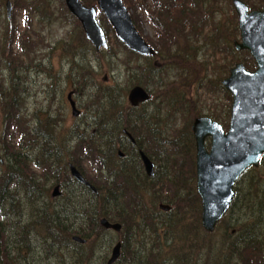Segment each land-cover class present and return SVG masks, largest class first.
<instances>
[{"label": "trees", "instance_id": "1", "mask_svg": "<svg viewBox=\"0 0 264 264\" xmlns=\"http://www.w3.org/2000/svg\"><path fill=\"white\" fill-rule=\"evenodd\" d=\"M21 1L23 0H16L19 3ZM24 1L29 4L31 19L45 21L52 18L50 13L52 15L54 11L50 10V2L45 0ZM81 1L86 5H96V0ZM125 1L128 3L126 6L130 7L129 2L132 3V0ZM153 2V10L146 9V12L159 29L156 41L148 40L154 53L140 55L129 50L119 40H117V44L129 54L122 61L128 67V76L137 74V84L144 82L145 88L155 85L158 87L157 89H163L159 94L156 93V96L164 93L165 98L163 99L173 102L179 98L169 99L168 97L180 95L175 92L178 89H184V84L178 82V86H176L174 83H165L167 79L164 74L166 64L173 63L174 68H177V65L179 67V64L183 67V61L188 55L196 58L190 47L200 42L207 43L212 48L219 47L218 39L222 40L223 38H220L221 36L215 38L214 35L219 30H221V34L225 33V28L229 31V26L225 23L216 26L214 20H210L207 24L204 21L219 11L218 6L216 7L213 2H225L231 11L233 9L232 0H153ZM256 6L252 5L253 8H258ZM211 10L214 11L211 12ZM65 12L80 25L67 9ZM233 12L236 15L234 9ZM131 16L139 30L140 16L136 17L135 13H131ZM200 23H203V28ZM28 24L27 21L26 25ZM189 27V32H186ZM206 29L211 31L210 41L204 37ZM26 31L17 34L20 40L18 44L23 45L24 48L32 43V48H34L37 45L35 43L37 40H43L39 30L32 28L31 24ZM105 32L107 39L113 37L112 33L114 34V32L109 23ZM231 40L232 36L229 35L226 42L232 49ZM85 41L92 47L94 54L101 51H96L87 39ZM174 46H176L175 49H173ZM91 49L86 50L85 54H89ZM66 50V53L71 52ZM105 50L107 49H102V51ZM165 52L166 54H163ZM233 53H237L235 48L232 51L227 50V55ZM117 54H108L112 68L114 63L112 59L118 60ZM132 55L138 60L133 61ZM10 61L15 64L21 60L19 56H16L11 57ZM186 61L188 60L184 62ZM132 62L134 65H130ZM243 62L248 69L255 67L250 54ZM188 65L198 68L191 61ZM132 79H134L133 76ZM19 81V77H10L11 87ZM210 81L212 82V79ZM80 82L78 83L80 84ZM134 85L135 83L132 84V86ZM94 87L96 88V93L93 94L96 97V106L92 112V116L95 117L92 121L94 128L89 131L86 138H81L82 140L76 142L74 146L70 147L69 142L77 141L79 135L70 134L67 138L61 133L56 135L54 128L57 124L51 122L50 117L46 115V123L43 128L35 127L21 133L23 141L27 136L35 139L36 144L33 147L27 149V147L25 148L26 144L23 145L22 142L14 144L10 139L2 141L4 145L2 150L7 155L5 156L7 161L5 164L1 163L0 166V244L2 248L4 249L6 246L9 231L6 224L9 217L6 207L7 210L11 209L13 216L19 219L20 205L24 198L26 205L30 208V224L29 226L24 225L20 233L26 234L31 229H40L46 239L55 242L56 240L62 241L59 245L60 248L68 243L85 246L95 235V230L106 231L107 229L99 223V219L102 217L119 222L121 237L118 240L122 242V251L113 264H189L192 261L190 257L195 252L197 255H200L198 252H201L207 257L206 260H202L201 257L195 258V264H264V219L261 218L264 216V155H262L259 165L247 168L234 185L235 197L228 211L232 212L235 207H238L241 209L242 215L240 214V217L236 219H232V215H225L223 219L226 220V224L223 231L226 236L218 242L209 243L206 248L201 247L202 244L198 247L200 239L209 237L213 232L206 231L202 226L201 200L196 189L195 139L191 125L184 126L179 131L171 129V126L160 129L161 120L144 108V105L152 100L151 93L148 101L138 106H132L127 99L130 86L124 90H121L117 83L113 85L97 84ZM168 88L175 92L171 91L169 95L165 94ZM218 88L223 87L221 84H217V91ZM223 90L225 91L224 88ZM184 97L186 98L183 94L180 97L183 103L185 102ZM10 98H12L10 102L17 106L18 97L10 92ZM229 100H231L230 94ZM17 115L18 113L12 115L13 120L18 117ZM16 129H18L17 123ZM125 129L131 133L134 140H131L124 132ZM69 133L71 130L67 134ZM59 135L62 136L60 139H58ZM4 136H6L5 133ZM22 147L25 149L22 150ZM152 147L159 148L160 152L153 154ZM119 149L124 152L122 157L118 155ZM140 149L154 162L152 176L144 170L139 155ZM70 162L88 181L96 186L97 193L92 192L86 185L70 175ZM38 169L39 172H37ZM244 177L247 178V184L246 187H241L240 184ZM55 185H59L62 192L59 196L52 197L49 191ZM67 190L70 193L80 191L88 197L80 206L82 215H86V222L83 221L81 225L76 226L75 230H71L73 223L67 224L59 218L58 206L50 205L46 201L49 195L54 199L63 197ZM151 190L153 194L165 192L164 197L174 206L171 205L168 211H163L158 206L151 208L148 198ZM66 200L68 204L62 205L64 210L78 209L75 200L71 201V197ZM188 205L190 206L189 210ZM184 206L186 211L183 209ZM173 208L178 211H173ZM174 212L176 215L172 216ZM163 214L165 216L162 217ZM190 219H193L192 221L197 225L200 234L195 236L192 234L188 228L192 224ZM86 223L88 227H86ZM177 233H180L179 236H176L179 239L171 247V256L161 258L160 252L164 250L163 245ZM69 235L70 239L72 235H80L86 238L87 242L80 244L70 240ZM160 235L165 240L163 245L159 242ZM24 236L27 237V235ZM112 242L113 239L108 241V244ZM5 255V250H2L0 264L3 263L1 257L4 258ZM108 257L105 258L103 264H107Z\"/></svg>", "mask_w": 264, "mask_h": 264}, {"label": "rangeland", "instance_id": "2", "mask_svg": "<svg viewBox=\"0 0 264 264\" xmlns=\"http://www.w3.org/2000/svg\"><path fill=\"white\" fill-rule=\"evenodd\" d=\"M45 1L51 3L50 10L54 11V13L52 15L50 13V16H52L51 22L44 24L39 19H31L32 15L29 11V4L24 0L20 3L12 0L13 11L11 18L8 20L4 5L5 0H0V166L7 161L5 157L7 155L2 150L4 146L2 141L10 139L14 144L22 142L23 145H28H25L27 149L31 146L33 147L36 144L35 139L27 136L23 141L21 139L23 134L21 133L35 127L41 126L43 128L44 123H46V116L50 117L51 122L57 124L54 128L56 135L61 133L66 138L70 134L79 135L77 141L73 140L69 142L70 147L74 146L76 142L86 138L89 131L94 128L92 123L95 118L92 116V112L96 106V97L93 95L96 93L94 86L97 84L102 85L103 83L107 85L117 83L121 87V90H124L128 86L131 87L132 84H137L138 82L136 79L138 78L137 74L128 76V67L122 61L129 54L117 44L118 38L113 33V37L108 39L107 50H101L98 54H94V51L91 49L92 47L88 45L85 41L86 39L84 40L85 35L81 26L65 12L64 2L62 0ZM123 1L125 5L128 4L125 0ZM242 1H245L252 9H263L264 7V0ZM129 3L130 7H126L130 13H135L136 17L140 16L141 18L138 17L140 20L139 32L147 41L152 40L155 42L159 29L149 18L148 12H146L147 10H153V0H132V3ZM213 4L216 7L218 6L219 11L206 18L207 20L204 22L207 24L210 20H214L216 26L224 23L229 26V31L225 28V33L221 34V30H219L214 35L215 38L219 36L223 38L222 40L218 39V46L220 45L221 47L212 48L211 45L200 42L190 47L192 49L191 52L195 54L196 58L188 55L185 58L188 61H183V67L179 64V67L177 65V68H174L173 63L166 64L164 74L167 79L165 83H174L176 86H178V82L184 84V89H178L176 92L171 88L165 91V94L168 95L171 91L175 92V94H180L181 96L168 97L169 99L179 98L176 101L168 102L164 100V93L156 96V93L159 94L163 89H157L158 87L155 85L147 87L151 93L152 100L145 104L144 108H147L146 111L154 113L153 115L158 120H161L160 129L171 126V129L174 128L175 131H179L184 126L191 125L193 119L199 116H208L218 121L223 126L225 132L229 127L231 100H229L228 90L223 86L222 80L229 76L231 68L237 63L243 64V60L246 59V56L250 52L247 49L239 51L235 49L237 53L227 55L228 49L232 51L235 48L233 41H240L238 15L237 13V16L233 14V2V9L231 11H229L225 2H213ZM252 5H257L256 7L258 8H253ZM213 11L211 10V12ZM27 15L28 18H26ZM97 18L105 31V28L108 26L107 20L101 12L98 13ZM27 21L28 25H26ZM30 24L32 28L39 30V34L43 40H37L35 42L37 45L34 48H32L33 43L24 48L23 45L18 44L20 40L17 34L19 35L21 31L27 32L26 30ZM196 26L198 28V25ZM200 26L203 28V23H200ZM189 29L190 27L187 28L186 32H189ZM210 33L211 31L206 29L204 37L207 41L211 40ZM229 35L232 36V49L226 42ZM31 40L33 42V39ZM175 48L176 46L173 49ZM89 49H91L89 54H85V51ZM65 50L71 52L66 53ZM245 50L248 52H244ZM113 53H118V60L112 59L114 62L112 68L108 54ZM163 54H166V52ZM16 56H19L21 61L13 64L10 59ZM132 59L133 61L138 60L133 55ZM190 61L194 65H197L198 68L190 67L188 65ZM7 62L8 68L6 66ZM130 65H134V62ZM132 76L134 79H132ZM10 77L20 78L19 82L12 85L15 89L11 87ZM210 79H212V82ZM79 81H81L80 84L78 83ZM189 81L192 84L189 85ZM217 84H221L226 92L223 88H218L217 91ZM140 85L145 86V83L143 82ZM72 89L74 90L73 98L80 109L78 116L71 115L70 105L66 98L67 93ZM10 92L12 95L18 97L16 100L17 106H14L10 102L12 100ZM181 93L186 96V98L184 97V103L180 99L182 97ZM17 113L18 117L13 120L12 115ZM16 123L18 129H16ZM70 130L71 133L67 134ZM4 133L6 136H4ZM61 137L59 135L58 139ZM38 145L40 146V143ZM205 145L209 149L210 137H206ZM25 148L22 147V150ZM151 149H153L151 151L153 154L159 151L157 147H152ZM39 171L38 169L37 172ZM246 184L247 178L244 177L240 186L246 187ZM50 192L51 190L49 194ZM152 192L151 190L148 194L151 208L157 207L159 202L174 206L172 202L164 197L165 192L157 194H153ZM68 197H71V201L75 200L78 204V209L68 208L64 210L62 208V205L68 204L66 200ZM87 199L88 197L83 192L75 191L74 193H70L67 190L63 197L54 199L49 195L46 201L50 205L58 206L59 218L67 224L73 223L71 230H75L76 226L81 225L83 221L86 222V215H82L80 206ZM189 207L188 205V210ZM193 207L195 208V205ZM183 209L186 211L185 206ZM172 210L178 211L175 208ZM6 211L9 215L6 222L9 231L4 249L0 244V252L2 250L6 252L4 258L1 257L2 264H103L105 258L110 253L113 243L121 237V232L95 230V235L85 246H75L67 242L68 245L60 248L59 245L62 241L56 240L55 242L46 239L45 234L40 229L36 230L29 227L31 230L26 234L20 233L24 225L29 226L30 224V208L26 205L24 198H22L20 205L19 219L13 216L11 209L7 210L6 207ZM241 213V209L235 207L232 212L227 211L225 215H232V219H236L240 217ZM175 215L176 213L174 212L172 216ZM223 218L216 224L212 231L213 233L209 237L200 239L198 247L202 244L201 247L206 248L209 243L218 242L226 236V233L223 231L226 220ZM261 218L264 219V216ZM192 220L190 219L192 224L188 228L195 236L200 233L196 227L197 225ZM86 227H88L87 223ZM179 234H175L166 244L163 236H159V242L162 245L165 244L163 245L164 250L160 252L161 258L171 256V247L176 244L179 239L176 236H179ZM24 235H27V237ZM112 239L113 242L108 244V241ZM108 245L109 247L107 248ZM194 246L197 245L194 244ZM198 254L200 255H197V252H195L190 257L192 261L189 264H195V258L197 257H201L202 260L207 259L201 252H198ZM173 262L175 263L174 260Z\"/></svg>", "mask_w": 264, "mask_h": 264}, {"label": "water", "instance_id": "3", "mask_svg": "<svg viewBox=\"0 0 264 264\" xmlns=\"http://www.w3.org/2000/svg\"><path fill=\"white\" fill-rule=\"evenodd\" d=\"M68 10L81 23L86 38L99 51L107 48L106 35L96 18V7L87 6L80 0H64ZM98 9L108 20L117 38L130 50L140 55L153 54V48L137 30L130 12L123 0H96ZM238 13L241 41H234L237 50L247 49L256 62L255 70H248L244 64L237 63L230 70L228 77L222 80L223 86L232 96L229 127L225 132L222 126L209 117H196L191 129L196 147V186L202 205V226L212 232L217 222L227 212L235 195L233 186L240 175L250 166H257L264 154V7L252 10L242 0H233ZM7 17L12 14V2L6 0ZM73 91L67 93L71 114L78 116L80 110L72 98ZM148 91L141 85H134L128 92V100L137 106L149 99ZM133 140L130 133L125 131ZM206 137H210V148L205 146ZM119 156L123 153L119 150ZM145 171L153 174V163L140 151ZM70 174L79 182L97 193L90 183L72 163ZM60 194L59 185L52 188L53 197ZM165 211L170 205L160 203ZM99 223L107 229L119 231L121 224L110 222L103 217ZM80 243L86 239L75 235L72 237ZM121 242L111 249L107 264H113L120 256Z\"/></svg>", "mask_w": 264, "mask_h": 264}, {"label": "bare ground", "instance_id": "4", "mask_svg": "<svg viewBox=\"0 0 264 264\" xmlns=\"http://www.w3.org/2000/svg\"><path fill=\"white\" fill-rule=\"evenodd\" d=\"M50 19H52V18H50ZM50 19L45 20V21H41V22H43L44 24H45L46 22L50 23V22H51ZM39 21H40V19H39Z\"/></svg>", "mask_w": 264, "mask_h": 264}]
</instances>
